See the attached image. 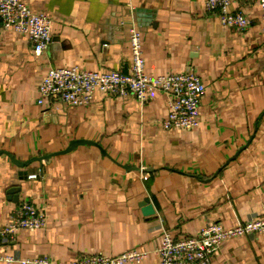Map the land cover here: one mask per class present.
<instances>
[{
	"label": "crops",
	"instance_id": "crops-1",
	"mask_svg": "<svg viewBox=\"0 0 264 264\" xmlns=\"http://www.w3.org/2000/svg\"><path fill=\"white\" fill-rule=\"evenodd\" d=\"M23 1L48 13L52 39L36 55L26 34L0 27V150L25 161L76 139L95 143H77L23 168L0 153V226L24 200L47 214L45 227L20 229L0 244V253L69 262L83 253L153 250L163 229L182 238L208 221L232 226L264 217L258 1L230 5L251 20L243 30L223 26L217 12L206 10V0ZM131 21L142 32L150 75L193 68L205 82L198 126H163L169 106L160 90L145 102L97 91L84 105L51 98L39 103V85L52 67L128 72ZM145 197L155 209L151 215L142 212ZM159 260L151 251L141 264ZM213 264H264V231L225 240Z\"/></svg>",
	"mask_w": 264,
	"mask_h": 264
},
{
	"label": "built area",
	"instance_id": "built-area-1",
	"mask_svg": "<svg viewBox=\"0 0 264 264\" xmlns=\"http://www.w3.org/2000/svg\"><path fill=\"white\" fill-rule=\"evenodd\" d=\"M253 0H206L205 8L217 12L225 27L246 29L251 20L242 11H233L234 2ZM262 10L264 32V0H256ZM52 19L46 12L33 10L23 0H0V27L26 34L36 55H41L49 46ZM129 42L132 63L128 72L120 70H92L79 65L52 67L48 69L39 85V103L46 98L78 106L89 103L97 91L112 95L134 94L145 102L154 90L162 91L167 98L169 113L161 120L166 128L192 129L199 125L201 99L205 82L189 68L184 72L150 75L146 70L142 32L134 22H129ZM41 173L31 174L35 178ZM47 224L43 208L29 200L20 202L12 210L11 219L0 226V244L10 243L20 229H38ZM264 231V217L240 221L232 226L222 222L208 221L197 234L175 237L163 229L161 242L153 250L134 248L118 254L83 253L69 262L49 257L23 258L18 253H0V262L9 264H141L151 251L159 256L157 264H213V258L222 243L237 236H254Z\"/></svg>",
	"mask_w": 264,
	"mask_h": 264
},
{
	"label": "water",
	"instance_id": "water-1",
	"mask_svg": "<svg viewBox=\"0 0 264 264\" xmlns=\"http://www.w3.org/2000/svg\"><path fill=\"white\" fill-rule=\"evenodd\" d=\"M80 142H91V143H95L93 141H89V140H84V139H76V140H73L70 144L69 147H67L66 149L64 150H60L58 152H54V153H51V154H47V155H44V156H39V157H32L28 160H25V161H22V160H19L17 159L11 152L7 151V150H0V153H6L10 158L11 160L17 164L19 167H26L27 165H29L31 162L33 161H41L43 159H46V158H50L51 156L53 155H56V154H60V153H64V152H67L69 151L72 147H74L77 143H80ZM137 169H141L139 167H136ZM142 171H144L142 169ZM20 174L21 175H24L25 178H27V172L25 170H21L20 171ZM11 191V190H10ZM140 205L142 207V212L143 214L145 215H151L155 212V209L150 201V198L149 197H145L141 202H140Z\"/></svg>",
	"mask_w": 264,
	"mask_h": 264
}]
</instances>
